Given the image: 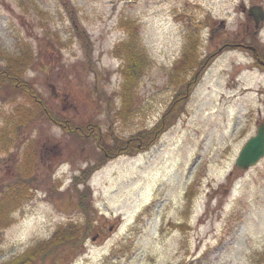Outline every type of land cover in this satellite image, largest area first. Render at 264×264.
<instances>
[{
  "label": "rangeland",
  "instance_id": "rangeland-1",
  "mask_svg": "<svg viewBox=\"0 0 264 264\" xmlns=\"http://www.w3.org/2000/svg\"><path fill=\"white\" fill-rule=\"evenodd\" d=\"M249 1L0 0V80L21 68L17 77L60 118L30 120L25 108L38 107L0 89V264L39 244L45 261L35 264H264V157L234 164L264 119V70L232 45L257 41L264 52V26L242 37ZM130 38L142 61L123 101L126 60L114 49ZM191 41L207 63L189 84L194 70L173 64ZM23 49L29 56L12 67ZM170 104L178 113L153 144L74 183L105 159L100 142L151 128ZM18 111L27 116L16 124ZM84 123L95 133H79ZM87 189L88 215L79 207ZM87 219L83 240L48 248L57 227L80 231Z\"/></svg>",
  "mask_w": 264,
  "mask_h": 264
},
{
  "label": "trees",
  "instance_id": "trees-1",
  "mask_svg": "<svg viewBox=\"0 0 264 264\" xmlns=\"http://www.w3.org/2000/svg\"><path fill=\"white\" fill-rule=\"evenodd\" d=\"M126 23V22H125ZM208 23V22H207ZM125 28H127L130 37H132L136 30L135 28L131 27L130 25H128L127 23L124 24ZM80 32V30L78 31ZM80 34V33H79ZM84 43L86 45V55L89 54V44L88 41L85 39ZM134 41L132 38H130L128 41L126 42H120L118 45H115V53L117 55H124V58L126 60V65H124L123 68V74H124V81H123V85L121 92V96L123 98V101L125 99H127V94H125L124 92L130 90V87H134L133 83L137 82V80H139L140 78V63L142 61L141 57L142 55H138L139 53L136 51L135 49V45H134ZM195 48V41H191L190 44V48L187 52L183 53L182 57H180L176 63L173 64V66L175 67L176 71H183L185 69H193L194 73H192V78L189 80V84L191 83H195L196 80L199 78V73H200V68L205 67L206 63H207V57L199 60L193 53ZM28 49V48H27ZM136 51V52H135ZM29 54L27 52L26 49H23L22 52V56L19 57H8L11 64H15V65H11L12 67H16L19 66L16 64V62H22L23 57H28ZM123 57V56H122ZM264 58V56H262ZM22 58V59H21ZM23 63V62H22ZM23 64H21V67ZM196 68V69H195ZM14 71L10 72L9 70L4 71L6 72V76L7 80H0V89L5 90L7 93H9V91H11L12 93L15 94H21V95H25L27 97V99L34 103L38 109L37 110H31L30 107H26L25 111L26 114L28 115V117L30 118V120H34V119H38V118H43L48 117L50 120H54L55 122H58L57 120H59V115L57 113H53V111H50L49 108H46V106L43 103V100L41 99L40 94H37L36 91H34V88L30 85V84H26L24 81H21L17 75L14 73H20L21 68H15L13 69ZM195 75H199L197 77V79L194 78ZM136 78V79H135ZM188 83V81H187ZM187 83H184L183 88H179L178 93L175 94L174 96V100H176L177 98H182V95L185 92V88L187 86ZM132 87V89H133ZM127 88V90H126ZM190 88H188L189 91ZM173 100V101H174ZM125 104L123 103L122 105V110L126 111L128 106H125ZM40 107V108H39ZM173 106L170 104L168 106V108L165 110V112L163 113V115H161V120L159 119L158 122L153 125L151 128L148 129H140L138 131H135L134 134H131L128 140L125 141H121L119 142L118 139H113L111 138V142L113 141V143L110 145V142H105L104 144L100 142V145L104 148L103 150L105 151L104 155L105 159L102 161V159H100V161H102L101 163L97 164L96 163L94 165H90V163H88V166L85 167L84 169H81V174L80 175H74V183L77 182H85L86 183V179L87 177H89V175L91 174L92 170H95V168H97L100 164H102L105 160H107L108 157L117 154V153H125V154H133L135 152V150L137 151L139 148H143L146 149L147 147L150 146V144H153L157 138L159 137V135L165 131L169 125L173 124L174 119L176 114L178 113L179 107L178 109H174L172 108ZM131 108V107H130ZM16 114V116L18 117V120L16 122V124L18 123H22L24 122V119L27 115H25L24 113H20L18 112H14ZM66 124V123H64ZM68 124V123H67ZM66 124V125H67ZM66 127V126H64ZM83 129L84 132H87V124H83V127H80L79 133H81L80 131ZM76 132H78L77 130H74ZM95 133V132H94ZM99 136V134H98ZM117 137V136H116ZM118 138V137H117ZM100 140V139H99ZM104 141V140H103ZM142 150V149H141ZM108 154V155H105ZM103 158V157H102ZM25 192V190L23 191ZM25 194V193H24ZM23 194V195H24ZM89 190L87 189V191H83V193L80 194V199H79V207H81V209L87 213V209L86 207L90 205L89 201ZM88 215V213L86 214ZM79 227L80 231L76 230L73 228V226L68 227L66 226H59L56 228L55 232H53V234H51V238L50 242H52V244L48 245V248H52V245H58V244H64L66 242H69L71 239L73 240H83L82 235H84L85 237L88 236V233L92 230L93 224L92 222H90L89 219L86 220V222H84L83 225H79L77 226V228ZM47 239V240H49ZM42 246H40V244L38 245V250L41 248ZM38 250H34L31 251V254H28V256H25L24 258H20L19 260L16 261V264H18V262L23 263V264H35L37 263V261L39 262H44L45 261V251H42L40 253V251ZM54 249H51V251H53ZM47 257V256H46ZM47 260V258H46Z\"/></svg>",
  "mask_w": 264,
  "mask_h": 264
},
{
  "label": "water",
  "instance_id": "water-1",
  "mask_svg": "<svg viewBox=\"0 0 264 264\" xmlns=\"http://www.w3.org/2000/svg\"><path fill=\"white\" fill-rule=\"evenodd\" d=\"M249 15L255 19V26H258V19L264 18V9L260 5H253L249 7ZM224 25V21H220L218 26ZM51 87H53L51 85ZM264 156V120L257 127L255 135L250 136L242 146L238 153L235 164L241 168H248L255 164Z\"/></svg>",
  "mask_w": 264,
  "mask_h": 264
},
{
  "label": "flooded vegetation",
  "instance_id": "flooded-vegetation-1",
  "mask_svg": "<svg viewBox=\"0 0 264 264\" xmlns=\"http://www.w3.org/2000/svg\"><path fill=\"white\" fill-rule=\"evenodd\" d=\"M249 2H250L249 6L246 7L245 5H243L241 8L242 11H245V9L247 10V17H248L247 18L248 22H247L245 32L243 33L242 37L246 33H250L251 37L253 39H255L257 37L258 33L261 32V29L264 26V18L258 19V26L256 27L255 26V19L252 15H249L248 9L250 6H253V5H261L264 8V4L261 3L260 0H250ZM214 30H216V28H213V31ZM256 42L257 41H253L252 43H250V42L249 43L236 42V43H232V45H234L235 47H238L239 49L248 51L252 57L251 60L253 61V63H257L259 69L264 70V58L262 57V56H264V52H263L262 46H259L258 42L257 43ZM93 127H94L93 124L88 123L87 129H86L87 132H84L83 130H82V132L84 133V135H89L91 132L92 133L94 132Z\"/></svg>",
  "mask_w": 264,
  "mask_h": 264
}]
</instances>
